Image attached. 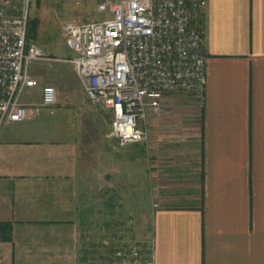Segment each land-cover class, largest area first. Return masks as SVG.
<instances>
[{"label":"crops","instance_id":"0c3cea01","mask_svg":"<svg viewBox=\"0 0 264 264\" xmlns=\"http://www.w3.org/2000/svg\"><path fill=\"white\" fill-rule=\"evenodd\" d=\"M200 25L202 105L167 96L168 113L147 115L145 139L125 145L149 264H264V0H206ZM2 123L0 264H85L102 185L73 125L45 113Z\"/></svg>","mask_w":264,"mask_h":264},{"label":"built area","instance_id":"2783aa9c","mask_svg":"<svg viewBox=\"0 0 264 264\" xmlns=\"http://www.w3.org/2000/svg\"><path fill=\"white\" fill-rule=\"evenodd\" d=\"M0 0V123H20L43 113L53 116L57 90L40 87L37 101H23L36 88L33 61L54 62L27 41L26 11ZM206 0H99L98 20L68 23L63 37L73 57L76 76L86 98L111 113L106 138L122 147L145 139L147 115L165 116L167 96L183 95L202 105L205 86L203 28ZM108 13L109 17H104ZM108 264H143L140 249L126 240L102 242Z\"/></svg>","mask_w":264,"mask_h":264},{"label":"rangeland","instance_id":"374dc122","mask_svg":"<svg viewBox=\"0 0 264 264\" xmlns=\"http://www.w3.org/2000/svg\"><path fill=\"white\" fill-rule=\"evenodd\" d=\"M98 1L24 0L22 5L15 3L16 13L26 11L28 21L37 24L35 36L29 43H34L52 59L67 60L54 62L51 68L46 61H33L29 70L38 86L27 91L22 100L37 101L40 87L52 84L57 90V105L51 118L60 124L73 125L85 170L96 171L101 179V210L95 211L93 222L91 220L84 231L85 237L93 239L86 246L95 253L84 259L85 264H108L109 251L102 242L111 238L126 240L140 250L144 245L149 246L150 238L146 200L139 192L138 160L125 163L127 146L119 147L106 138L111 114L86 98L69 62L73 53L63 37V27L68 23L102 18L96 11ZM104 17L108 18L109 14L105 13ZM3 126L4 123H0V130ZM111 186L115 193L110 191Z\"/></svg>","mask_w":264,"mask_h":264},{"label":"trees","instance_id":"16d2710c","mask_svg":"<svg viewBox=\"0 0 264 264\" xmlns=\"http://www.w3.org/2000/svg\"><path fill=\"white\" fill-rule=\"evenodd\" d=\"M36 28H37V24L35 21H31V22L28 21V28H27V41L28 42L34 38L35 33H36ZM0 227H2V225ZM140 252L142 254V263L149 264L150 263V260H149L150 259V247L148 245H144L141 248Z\"/></svg>","mask_w":264,"mask_h":264}]
</instances>
